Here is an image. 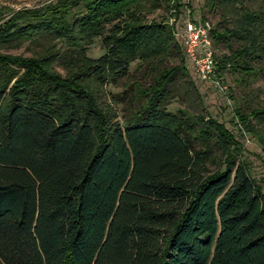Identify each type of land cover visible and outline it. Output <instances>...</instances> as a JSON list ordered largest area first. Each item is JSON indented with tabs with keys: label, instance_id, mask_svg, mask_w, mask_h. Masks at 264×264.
Segmentation results:
<instances>
[{
	"label": "trees",
	"instance_id": "1",
	"mask_svg": "<svg viewBox=\"0 0 264 264\" xmlns=\"http://www.w3.org/2000/svg\"><path fill=\"white\" fill-rule=\"evenodd\" d=\"M140 1L54 0L0 23V90L15 77L0 109V264H264V190L223 123L166 109L175 75L189 81L184 55L171 25L136 13ZM239 3L210 8L220 7L212 36L225 49L216 69L244 84L264 46L228 15ZM98 36L104 52L91 57ZM24 42L28 55L1 50ZM167 56L175 63L160 65ZM135 58L152 80L122 91L131 104L119 122L85 80L117 82ZM210 136L225 154L214 170L201 145Z\"/></svg>",
	"mask_w": 264,
	"mask_h": 264
},
{
	"label": "rangeland",
	"instance_id": "2",
	"mask_svg": "<svg viewBox=\"0 0 264 264\" xmlns=\"http://www.w3.org/2000/svg\"><path fill=\"white\" fill-rule=\"evenodd\" d=\"M51 1L54 0H0V23L18 9L38 6ZM173 3H175L173 0H169L168 4L165 1L158 4L157 0H141L134 8L144 21H165L171 25L173 35L181 44L189 81L181 74L175 75L169 83L171 94L166 109L176 113L178 107H180L183 109L186 119L192 123L197 122L199 125L203 121V124L207 123L213 126L210 122L212 118L223 123L239 143L240 148L236 160L244 161L256 184L264 190V113L253 115L251 112L253 108H264V49L258 50L259 54H263L262 59L256 62L257 75L244 76L246 80L244 84L241 83L240 78L242 77L238 73L233 74L226 70L222 73L218 72L222 83L226 86L224 89L212 81L201 80L194 72L190 62H188L182 45L181 32L184 25V13L180 10L179 13H171L170 9ZM230 5H228L230 7L228 15L233 19L241 18V24L252 28L251 44L264 46V0H241V4ZM192 7L194 13H200L209 18L213 23V27H215L220 18V7L210 8V0H192ZM175 15L179 16L176 27L170 23L171 17L175 18ZM248 41L246 40L247 43ZM212 42L217 63L220 54L225 49L222 43L214 40L213 36ZM1 50L28 55L32 49L24 42L20 46H12ZM103 52L104 47L100 37H95L87 49V55L98 57ZM175 60L173 56H167V58L159 60V63L160 65L164 63L171 64L175 63ZM157 61L155 60V62ZM51 67L52 70L59 72L62 76H66L68 73L63 64L59 62H53ZM106 67L111 69L109 66ZM149 69L150 66L146 68L145 62L135 58L129 63L127 74L117 82H109L111 74H108L104 81L101 78L92 77L86 79L85 83L94 92V99L99 103L100 109L109 111L110 115L113 116V120L122 122L124 116L129 112V104H131L130 90L127 88V92H124V98L121 96L122 91L135 79L143 85L149 84L152 80V72ZM108 73H111V71L108 70ZM14 79L15 77L11 79L7 87L0 90V109L2 110L6 109L9 96L7 92ZM186 85L190 87L189 92L186 91ZM64 98L62 96L60 100ZM181 120L184 121V119ZM213 129H216V127L214 126ZM214 140V137L210 136L207 142L201 144L203 147L210 145V148L213 149V162L209 164L211 170L217 168L225 158L222 149L217 147V144H212Z\"/></svg>",
	"mask_w": 264,
	"mask_h": 264
},
{
	"label": "built area",
	"instance_id": "3",
	"mask_svg": "<svg viewBox=\"0 0 264 264\" xmlns=\"http://www.w3.org/2000/svg\"><path fill=\"white\" fill-rule=\"evenodd\" d=\"M171 13L183 11V31L181 32L182 45L188 62H190L196 75L205 81H212L221 88L226 86L222 83L216 69V59L212 42V21L194 13L192 0H173ZM180 10V11H179ZM171 17L170 23L176 27L179 16Z\"/></svg>",
	"mask_w": 264,
	"mask_h": 264
}]
</instances>
